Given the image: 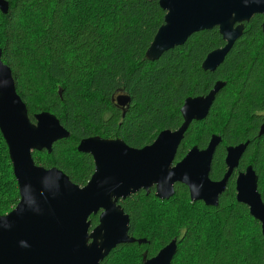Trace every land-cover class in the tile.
Listing matches in <instances>:
<instances>
[{
  "label": "trees",
  "instance_id": "obj_1",
  "mask_svg": "<svg viewBox=\"0 0 264 264\" xmlns=\"http://www.w3.org/2000/svg\"><path fill=\"white\" fill-rule=\"evenodd\" d=\"M7 1V12L0 11L1 59L11 69L16 91L31 121L34 113L47 111L69 132L50 152L33 150L35 164L56 167L83 185L94 166L91 155L77 151L80 139L121 138L141 147L159 131L176 129L183 121L180 108L185 98L206 94L216 81L224 85L205 119L190 123L174 162L193 145L204 148L210 136L218 134L221 141L209 177L220 179L226 171L225 148L248 141L216 206L191 201L187 186L178 182L167 200L158 199L153 189L119 199L129 216L128 234L145 242L118 244L99 264H118L117 253L124 247L148 259L173 238L176 251L170 264H264L260 223L236 200L234 182L237 171L251 166L264 203V133L258 134L264 120L263 15L244 22L243 33L222 63L209 71L201 62L224 44L216 27L192 33L154 61L145 58L163 23L159 0H90L73 27L67 20L74 0ZM119 94L130 97L124 110L113 100ZM18 200L0 133V215ZM152 202L162 207L154 210ZM95 215L89 216L90 229L98 223Z\"/></svg>",
  "mask_w": 264,
  "mask_h": 264
},
{
  "label": "water",
  "instance_id": "obj_2",
  "mask_svg": "<svg viewBox=\"0 0 264 264\" xmlns=\"http://www.w3.org/2000/svg\"><path fill=\"white\" fill-rule=\"evenodd\" d=\"M165 12L144 56L156 60L163 52L183 44L194 32L216 27L224 44L209 51L201 67L213 71L224 60L233 43L243 33L244 22L252 15H264V0H159ZM8 1L0 0L6 13ZM264 34V19L261 23ZM0 48V133L6 143L17 182L19 200L0 215V264H99L116 245L145 242L128 234L129 216L117 203L140 189L154 188L161 200L173 196L175 183L187 186L191 201L216 206L227 179L237 167L248 141L226 147V171L219 180L209 177L212 157L221 141L212 134L204 148L193 145L173 163L176 150L192 121L208 115L216 93L224 85L216 81L204 95L187 97L176 129H163L152 142L133 147L121 138L89 136L76 149L91 155L94 169L83 186L73 183L56 167L35 164L33 150L50 152L52 144L69 135L58 118L41 111L31 121L25 103L16 91L10 67ZM126 107L127 94L115 97ZM124 110V108H123ZM264 133V121L258 134ZM235 198L248 207L259 221L264 238V203L257 191V175L251 166L235 179ZM98 223L90 229V215ZM176 239L170 240L143 264H170Z\"/></svg>",
  "mask_w": 264,
  "mask_h": 264
},
{
  "label": "rangeland",
  "instance_id": "obj_3",
  "mask_svg": "<svg viewBox=\"0 0 264 264\" xmlns=\"http://www.w3.org/2000/svg\"><path fill=\"white\" fill-rule=\"evenodd\" d=\"M78 1L79 0H74L73 8L71 10V13L68 16L67 22L70 27H73L80 22L78 20V15H80V10L82 9L83 4L85 5L87 3H90V0H80V3H78ZM151 206L154 208V210L160 209L162 207L160 203H156V202H152ZM95 216H97V214ZM148 223H150V225L152 226L154 222L148 221ZM116 260L118 261V264H138V260L141 261V263L145 261L143 257L141 258L140 254H137V251L133 250V248L131 247L122 248L117 253Z\"/></svg>",
  "mask_w": 264,
  "mask_h": 264
},
{
  "label": "flooded vegetation",
  "instance_id": "obj_4",
  "mask_svg": "<svg viewBox=\"0 0 264 264\" xmlns=\"http://www.w3.org/2000/svg\"><path fill=\"white\" fill-rule=\"evenodd\" d=\"M261 15H262V14H261ZM263 19H264V15H263ZM262 21H263V20H262ZM113 100L115 101V99H113ZM119 108H120V109H123V108H125V107H120V106H119ZM263 121H264V120H263ZM240 143H241V142H240ZM145 145H146V144H145ZM143 146H144V145H143ZM141 147H142V146H141ZM189 149H190V148H189ZM189 149H188V150H189ZM188 150H187V151H188ZM187 151H186V152H187ZM225 151H226V148H225ZM186 152H185V153H186ZM184 155H185V154H184ZM184 155H183V156H184ZM183 156H182V157H183ZM182 157H181V158H182ZM181 158H180V159H181ZM180 159H179V160H180ZM179 160H177V161H179ZM177 161H175V162H177ZM175 162L173 161V163H175ZM93 166H94V163H93ZM235 168H236V167H235ZM245 168H246V167H245ZM245 168H244L243 170L237 171L236 177H237L238 173H239V172H243V171L245 170ZM93 169H94V168H93ZM233 170H234V169H233ZM236 177H235V179H236ZM216 180H219V179H216ZM234 182H235V181H234ZM85 184H86V183H85ZM83 185H84V184H83ZM83 185H80V186H83ZM150 189H153V190H154L153 187H151V188H149V189H147V190H145V189H143V190H145V191H149ZM257 191H258V190H257ZM235 193H236V192H235ZM259 194H260V193H259ZM219 196H220V195H219ZM117 203H118V201H117ZM118 204H119V203H118ZM97 215H98V214H97Z\"/></svg>",
  "mask_w": 264,
  "mask_h": 264
},
{
  "label": "bare ground",
  "instance_id": "obj_5",
  "mask_svg": "<svg viewBox=\"0 0 264 264\" xmlns=\"http://www.w3.org/2000/svg\"><path fill=\"white\" fill-rule=\"evenodd\" d=\"M101 262V261H100Z\"/></svg>",
  "mask_w": 264,
  "mask_h": 264
}]
</instances>
